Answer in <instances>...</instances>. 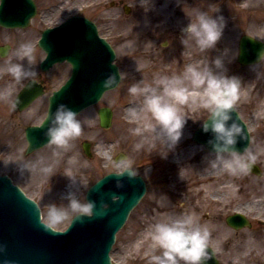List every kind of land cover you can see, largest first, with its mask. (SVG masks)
Wrapping results in <instances>:
<instances>
[{
    "label": "rangeland",
    "instance_id": "rangeland-1",
    "mask_svg": "<svg viewBox=\"0 0 264 264\" xmlns=\"http://www.w3.org/2000/svg\"><path fill=\"white\" fill-rule=\"evenodd\" d=\"M119 1L43 0L47 4H55L50 17L46 19L48 23L58 22L54 17L62 19L72 13H83L94 19L100 34L116 49L123 79L118 88L104 95L99 104L80 114L84 121L82 134L73 141V147L65 153L57 174L51 177L21 171L14 161L34 160L40 155L51 157L55 146L49 144L26 155L27 144L22 130L17 127L18 115L9 108L1 110L0 173L10 175L29 196L37 200L44 220L46 203L60 199L61 193L66 190L68 180L61 173L69 155L78 157L80 172L88 181L80 188L81 198H85L87 189L97 179L108 172L123 170L122 167H115L113 162L120 151H125L138 173L147 179L148 190L117 233L111 250L114 264H149L148 257L157 250L153 246L149 226L157 219L181 214L186 209L193 212L191 203L199 196L210 203L215 212L220 208L222 219H215V223L223 224V218L234 209L244 211L255 221L254 227L243 232L241 245V238L226 228L229 231H225L217 240L224 253H239V250L264 252L259 244L260 234L264 237V224L259 223V219L264 218V185H261L264 179L250 172L229 175L220 167L208 165L214 154L193 139L195 129L201 125L202 119L207 118L208 111L199 101L190 100L181 105L189 117L184 136L176 149L165 158L130 132L141 122L138 114L141 101L131 98L128 92L129 85L138 80L152 81L154 76L182 71L186 64L206 62L221 54L220 50L225 46L230 45L235 51L243 34L264 41V0H123L128 5V13ZM196 9H218L227 18L228 25L219 42V49L201 52L194 46L182 43L181 29L188 23V15L194 14ZM2 60L0 57V68ZM226 61L229 72L241 78L240 95L235 106L251 131L250 145L257 153L256 162L262 164L264 169V61L256 70L240 65L237 58L233 59L231 55L226 57ZM55 71L59 72L55 75L57 79L61 75L56 83L61 84L62 77L69 74L70 67L64 63L56 66ZM258 71L260 75H257ZM101 106L114 110L113 124L108 129L102 128L99 123L98 108ZM40 116V113L30 114L29 119ZM86 139L92 142L91 157L84 153L81 145ZM204 208L205 204L200 217ZM197 216L194 213V217ZM70 221L66 220L55 228L65 229Z\"/></svg>",
    "mask_w": 264,
    "mask_h": 264
},
{
    "label": "clouds",
    "instance_id": "clouds-1",
    "mask_svg": "<svg viewBox=\"0 0 264 264\" xmlns=\"http://www.w3.org/2000/svg\"><path fill=\"white\" fill-rule=\"evenodd\" d=\"M211 9V5H210ZM189 20L181 29V41L186 46H194L201 52L219 49L228 25L227 18L218 9H196L188 15ZM221 54L202 63H190L182 71L154 76L152 81L138 80L128 87L131 98L141 101L139 115L141 122L130 129L133 136L140 137L142 143L154 148L165 158L175 150L189 117L181 108L182 104L199 101L208 111L206 119L201 120L205 132H212L209 143L213 146L210 167H220L229 175L247 174L257 161V153L251 145L240 150L236 145L245 137L244 126L233 116L240 95L241 78L230 73L226 57L238 58L239 49L229 46L220 50ZM35 45L32 41H23L5 62V70L12 74L15 81L35 78L38 68L35 66ZM264 61V49L257 53L255 61L249 65L256 67ZM260 75V72H257ZM117 81L116 73L105 79V85L111 86ZM0 98L15 107L14 90L5 88ZM84 121L80 114L65 103H60L51 117L46 131L48 141L54 145L51 157L38 156L34 160L22 159L18 163L21 171L38 172L51 177L57 174V168L72 147L73 141L81 136ZM157 144L159 145L157 147ZM78 157L69 155L62 169L67 177L66 190L60 199L46 203L44 221L46 226L56 227L66 220H75L84 215H93L95 201L81 198L80 188L88 181L80 172ZM115 167L123 169L129 177H135L138 169L133 160L123 155L114 162ZM182 174V170H180ZM150 236L157 249L148 257L149 264H207L212 254L210 249V230L199 223L192 214H174L155 220L150 226ZM3 246L0 245V252ZM0 264H18L13 260H0Z\"/></svg>",
    "mask_w": 264,
    "mask_h": 264
},
{
    "label": "water",
    "instance_id": "water-1",
    "mask_svg": "<svg viewBox=\"0 0 264 264\" xmlns=\"http://www.w3.org/2000/svg\"><path fill=\"white\" fill-rule=\"evenodd\" d=\"M35 12L33 0H2L0 20L7 25L27 24ZM41 45L48 52L42 63L69 60L73 73L68 81L51 96L48 116L40 126L27 130L28 152L48 142L46 131L51 117L60 103H65L80 112L97 103L106 90L117 86L121 75L113 63L114 49L98 34L96 26L82 17H73L53 29H47ZM264 42L250 35L240 39L239 61L251 64L257 58ZM116 73L117 81L105 85V79ZM29 84L20 94L17 103L27 96L30 100L38 93ZM34 92V93H33ZM103 127L112 124L113 111L110 107L99 109ZM233 116L244 126L246 136L237 143L240 150L250 143V134L245 122L235 109ZM212 132L199 127L194 138L213 150L209 143ZM87 154L91 155L90 143L84 142ZM121 155L117 158L119 159ZM253 165L251 171L258 173ZM145 181L140 175L129 177L127 173H109L96 182L87 192V199L94 200L93 215H84L72 220L65 231L46 226L41 220L38 203L11 181L8 175L0 176V260H13L18 264H112L110 250L116 232L125 223L131 209L145 193ZM231 216L229 219L234 218Z\"/></svg>",
    "mask_w": 264,
    "mask_h": 264
},
{
    "label": "flooded vegetation",
    "instance_id": "flooded-vegetation-1",
    "mask_svg": "<svg viewBox=\"0 0 264 264\" xmlns=\"http://www.w3.org/2000/svg\"><path fill=\"white\" fill-rule=\"evenodd\" d=\"M37 4L39 5V10L37 16L32 20L29 27L26 28H18V27H4L0 25V57L3 58V62L0 68V92L2 89L11 88L14 90V98L18 96V94L22 91V89L31 81L35 80L37 84L42 83L45 89V92L42 96L35 98L31 101L25 108L19 109L16 104L15 107H12L7 101L0 98V111L6 108H9L10 111L16 113L18 115L17 118V127L22 130L24 133L25 139V130L27 126L34 123L35 118L29 119L30 114L37 115L38 113H42L47 111L49 96L51 91L54 88L55 81L57 80L56 74L54 73L53 68L48 71H41L40 68V46L39 40L41 36L42 30L45 28V24L47 22V18L50 17L51 11L54 9L55 4H47L43 2V0H37ZM60 18V17H56ZM55 19V17H54ZM52 20V19H51ZM42 26L40 28V25ZM23 41H32L35 45V66L38 68L37 75L35 78H29L24 81H15V78L11 73L5 70V62L9 55L13 54L19 44ZM61 76V75H60ZM58 77V79L60 78ZM264 179V170H262V175L259 176ZM264 185V182L261 183ZM209 199V198H208ZM193 207L191 208L193 212L186 209L183 211V214H192L197 213L196 219L202 225L206 226L210 230V248L214 250L219 260V264H249V262L253 264H264V252L261 253H247L246 251L239 250V253H224V250L217 243L218 239H221L222 234L225 231L232 230L234 234H237L241 240H239V245L242 242V234L246 231L247 228H236L231 226L227 220L226 216L223 218L224 223H215V219L221 220L222 212L219 211L218 208L215 212V208L207 203L203 198L197 197V200H194L192 203ZM204 208V212L202 213V217H200V211ZM182 213V212H181ZM259 223L264 224L263 221H259ZM228 228V229H226ZM252 228V227H251ZM259 236V235H258ZM259 244L264 248V237L260 234ZM236 245L237 243H232ZM231 252V249H228Z\"/></svg>",
    "mask_w": 264,
    "mask_h": 264
},
{
    "label": "bare ground",
    "instance_id": "bare-ground-1",
    "mask_svg": "<svg viewBox=\"0 0 264 264\" xmlns=\"http://www.w3.org/2000/svg\"><path fill=\"white\" fill-rule=\"evenodd\" d=\"M259 203L261 204V202L259 201Z\"/></svg>",
    "mask_w": 264,
    "mask_h": 264
}]
</instances>
